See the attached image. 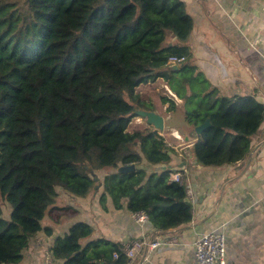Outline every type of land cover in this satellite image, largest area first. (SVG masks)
Returning <instances> with one entry per match:
<instances>
[{"label":"trees","instance_id":"trees-1","mask_svg":"<svg viewBox=\"0 0 264 264\" xmlns=\"http://www.w3.org/2000/svg\"><path fill=\"white\" fill-rule=\"evenodd\" d=\"M26 4L0 0V264L22 262L59 188L85 198L104 169L116 171L102 181L103 206L109 196L117 209L146 211L160 231L189 224L193 205L171 180L177 152L159 131H128L138 109L151 110L137 88L162 79L179 99L189 96L185 118L193 129L210 120L191 148L205 167L249 158L264 105L207 85L188 45L194 19L183 0ZM172 57L185 61L171 70ZM161 100L175 109L173 99ZM163 164L167 170L157 171ZM129 165L135 170L118 172ZM5 203L10 219L3 216ZM93 232L85 222L74 223L55 240L53 258L129 264L127 245L101 238L83 246Z\"/></svg>","mask_w":264,"mask_h":264},{"label":"crops","instance_id":"crops-1","mask_svg":"<svg viewBox=\"0 0 264 264\" xmlns=\"http://www.w3.org/2000/svg\"><path fill=\"white\" fill-rule=\"evenodd\" d=\"M183 1L194 19L188 45L207 85L217 88L222 95L250 96L264 105V0ZM150 85L153 84L140 87ZM164 86L177 105L174 110L166 105L157 112L165 119V134L161 131L159 134L178 153V156L173 155L172 169L182 168L190 177L192 221L169 231L157 230L150 220L137 223L133 213L126 207L117 209L111 197H107L104 206L101 204L103 186L96 194L92 192L85 198L71 194L67 207L60 206L64 196L60 194L42 222L44 229H51V234L44 229L36 234L19 264H47V253H51L55 240L65 236L76 222H85L94 230L90 238L81 241L83 246L101 238L127 246L156 237L163 240L156 249L142 250L131 264H197L195 241L210 231L225 236L228 264H264V122L253 136L252 153L245 162L205 167L191 154L197 135L185 145V152L189 153L187 159L172 145L171 142L180 139L182 127H192L185 117L182 121L176 118L178 109L186 112L185 102L182 106L178 104L180 99L167 84ZM242 172L220 198L225 181ZM215 205L219 206L217 210H214ZM52 263L63 264L64 260L52 258Z\"/></svg>","mask_w":264,"mask_h":264},{"label":"built area","instance_id":"built-area-1","mask_svg":"<svg viewBox=\"0 0 264 264\" xmlns=\"http://www.w3.org/2000/svg\"><path fill=\"white\" fill-rule=\"evenodd\" d=\"M185 61V58L172 57L170 65H177ZM171 94V92H170ZM171 180L179 183L186 190L188 201H192L193 189L191 180L182 168L176 169L171 174ZM214 206V210L218 209ZM137 223L144 224L149 221V215L146 211H139L133 214ZM163 244V240L156 237L154 240H140L132 245L126 246L124 252L129 259V264L144 249H156ZM52 252L47 253V264L52 263ZM195 259L197 264H228V243L225 236L216 231H210L201 234L195 241Z\"/></svg>","mask_w":264,"mask_h":264},{"label":"rangeland","instance_id":"rangeland-1","mask_svg":"<svg viewBox=\"0 0 264 264\" xmlns=\"http://www.w3.org/2000/svg\"><path fill=\"white\" fill-rule=\"evenodd\" d=\"M12 2L16 3L17 5H19V7H22V8H26V0H11ZM176 77L178 78L179 75L177 74ZM153 85H150L149 87L147 88H144V87H138L137 88V93H139L142 97V99L144 101H146L147 105L149 106V108H151V111H155V112H161L160 110L161 109H164V107L166 105H169V110H172V106L170 103L168 104H163L162 103V98L163 97H168V98H171L172 97L167 94L166 92V88H165V82H163V80H159V81H156L154 83H152ZM202 85H199V87H201ZM174 100V99H173ZM175 101V100H174ZM176 102V105H177V101ZM185 100L184 99H180V102H178V104H180L181 106L184 104ZM176 108V107H175ZM174 110V109H173ZM165 114V113H164ZM184 109H178V112L176 113V118L179 120V121H182L184 119V117H186L184 115ZM186 119V118H185ZM141 123V124H140ZM192 127V126H191ZM183 130L182 131H179L180 133V139L178 140V142H171L173 146L177 147V149L183 153L184 155V158H188V155L189 153L185 152V145L186 143H191L192 142V139L194 136H196L195 132L192 131L193 127L192 128H189V126H185L182 127ZM147 129H153L155 130L153 127L147 125L146 121L140 117H136L133 119V121L131 122L130 126H129V129L128 131L129 132H133V131H136V130H147ZM161 133L165 134V130L164 131H161ZM167 133V132H166ZM160 135V134H159ZM185 136H189V141H185ZM176 151V150H175ZM174 155H177L178 156V153L174 154ZM173 155H172V161H173ZM176 169H179V168H174L173 170H176ZM116 170L115 169H104V170H101L98 172V177H99V182L97 183L98 187L96 189L93 190L94 194H96V192H98V190L100 191L101 188H102V181L104 179V177L107 175V174H110L112 172H115ZM60 192L59 194H62L64 196H62V199L60 200L61 204L60 206H68L69 205V202H71V194L66 192V191H63L62 189H60ZM60 196V195H59ZM59 199V198H58ZM58 200H56V203H57ZM10 209H11V206L7 203H5L4 207H3V216L6 218V219H10Z\"/></svg>","mask_w":264,"mask_h":264},{"label":"water","instance_id":"water-1","mask_svg":"<svg viewBox=\"0 0 264 264\" xmlns=\"http://www.w3.org/2000/svg\"><path fill=\"white\" fill-rule=\"evenodd\" d=\"M173 38L175 39V36H173ZM178 68L177 65H173L171 70H176ZM189 97L187 96L185 99L187 100ZM136 116L140 117L142 119H144L147 123V125L153 127L156 131H164L165 129V119L162 115H160L159 113L155 112V111H150V110H144V109H138L136 111ZM211 126V122L209 119L206 120L205 123L196 126L194 128V132L197 136H200L207 128H209ZM187 141H189V137H187L186 139ZM186 163H184L185 165ZM135 165H129V166H121L118 169L119 173H129L131 171L135 170ZM167 170V165L163 164L157 167V171H165ZM243 175L242 173H239L235 176H232L230 178H228L222 188V192L220 194V198L223 196V193L225 191V189L231 185L232 183L236 182L241 176Z\"/></svg>","mask_w":264,"mask_h":264},{"label":"bare ground","instance_id":"bare-ground-1","mask_svg":"<svg viewBox=\"0 0 264 264\" xmlns=\"http://www.w3.org/2000/svg\"><path fill=\"white\" fill-rule=\"evenodd\" d=\"M179 135V134H178ZM180 136V135H179ZM178 137V136H177Z\"/></svg>","mask_w":264,"mask_h":264}]
</instances>
